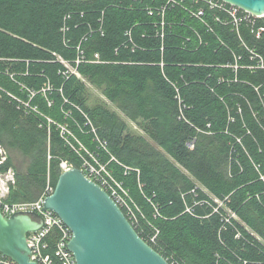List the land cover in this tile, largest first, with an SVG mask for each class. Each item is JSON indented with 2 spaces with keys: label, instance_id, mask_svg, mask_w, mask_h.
I'll return each mask as SVG.
<instances>
[{
  "label": "trees",
  "instance_id": "trees-1",
  "mask_svg": "<svg viewBox=\"0 0 264 264\" xmlns=\"http://www.w3.org/2000/svg\"><path fill=\"white\" fill-rule=\"evenodd\" d=\"M166 2L0 0V146L8 153L0 171L11 168L15 176L8 202L38 200L48 183L55 187L63 161L82 166L47 117L66 122L96 152L93 127L139 209L134 229L145 241L158 230L150 244L168 263L264 264V68H246L255 64L247 49L264 62V32L255 38L250 25L235 30L226 14L183 0V7L204 10L210 31L182 6L168 5L163 14ZM66 66L113 110L90 105L80 79L64 76ZM125 118L148 139L132 133ZM57 239L53 230L44 254L53 256Z\"/></svg>",
  "mask_w": 264,
  "mask_h": 264
},
{
  "label": "water",
  "instance_id": "water-1",
  "mask_svg": "<svg viewBox=\"0 0 264 264\" xmlns=\"http://www.w3.org/2000/svg\"><path fill=\"white\" fill-rule=\"evenodd\" d=\"M253 16H264V0H222ZM70 230L67 244L76 264H169L143 240L121 208L81 168L63 171L43 202ZM43 228L35 212L6 218L0 211V254L14 264L32 261L27 235Z\"/></svg>",
  "mask_w": 264,
  "mask_h": 264
},
{
  "label": "built area",
  "instance_id": "built-area-1",
  "mask_svg": "<svg viewBox=\"0 0 264 264\" xmlns=\"http://www.w3.org/2000/svg\"><path fill=\"white\" fill-rule=\"evenodd\" d=\"M195 4H204L206 5L209 10L214 11L216 10L219 13L226 14L230 21L226 24H231L235 30H237L238 26L241 23H246L250 25L251 32L254 34L255 38H260L261 33L264 32V28L257 27L254 28L257 21L264 19L263 17L253 16L252 14L245 12L235 6L229 5L222 0H191ZM168 5H183V0H167L166 6H162L159 10L164 14L165 9ZM185 11L192 17L203 22L207 27L208 30L212 31V29L207 25L205 20V12L200 7L196 10H192L191 8L183 7ZM215 22L222 24V20L220 17L215 16ZM161 25H165L164 21L161 22ZM129 36V32L126 34ZM247 49V48H246ZM249 60L254 62V65L246 66L248 70L255 71L258 68H264V62L262 57L257 54L252 49H247ZM95 59H98V56L95 55ZM240 60V57L236 58ZM78 63V62H77ZM230 67L233 70H237L239 68L238 63L235 62L234 65ZM76 70V69H75ZM77 72V71H76ZM64 76L66 73H63ZM77 78H81L78 74ZM49 90V88H47ZM257 89V88H256ZM46 92V91H45ZM44 92V93H45ZM28 106V104H25ZM207 128H210V125H207ZM61 135L64 138L65 142L71 147L72 150L76 154L79 155L82 166L81 170L83 171L86 178L98 184L104 191H106L109 196L114 200V202L121 208L124 215L130 222V224L134 227L137 226L139 223L138 217V207L136 203L133 201L132 197L129 194V191L124 187L121 181L116 179L113 171L109 167V163L111 161H115V158L109 154L107 142L101 138H99L96 134V131L93 127H91L90 132L93 135V142L96 144L97 152H91L84 147L85 152L87 155L83 154V151L79 148H75L70 143V136L63 133ZM72 133V132H71ZM70 133V134H71ZM74 135L75 134H71ZM81 145V144H80ZM189 148H192V143L187 144ZM82 146V145H81ZM107 153L110 158L107 162H104L102 158H100V153ZM7 152L6 150L0 146V167L3 166L7 162ZM62 172L73 167L68 164L66 161L61 162L60 164ZM128 168H125V172ZM125 174V173H124ZM15 178L14 173L11 169H8L6 172L0 171V211L2 214L8 218L14 214L21 213V212H35L39 214L43 218V228L35 233H30L27 235V243L31 249V260L35 261L37 264H76L72 253L68 250L67 244L71 239V232L70 230L63 224V222L51 211L44 210L43 202L44 199L53 192V189L50 184L48 183L44 192L39 197L38 200L34 202H15L10 203L8 202V196L10 194V186L9 184H14ZM227 199V198H226ZM217 204L218 208H222L226 211L228 219H233L238 221L241 225L245 227V229L250 233V230L244 225L242 222L238 220L236 215L231 212L225 204V201L214 200ZM214 211H217L214 209ZM226 219L228 222L229 220ZM58 232V239L56 241L55 247L53 249V256L50 254H44V250L48 249L49 245L45 241L47 236L53 231ZM252 233V232H251ZM159 234L158 230H154V234L151 235L146 241L150 246L151 244L156 245V239ZM237 238L239 235L236 236ZM151 243V244H150ZM168 262V260H167ZM2 264H14L11 261H4ZM169 264H177L176 261L169 259Z\"/></svg>",
  "mask_w": 264,
  "mask_h": 264
},
{
  "label": "rangeland",
  "instance_id": "rangeland-1",
  "mask_svg": "<svg viewBox=\"0 0 264 264\" xmlns=\"http://www.w3.org/2000/svg\"><path fill=\"white\" fill-rule=\"evenodd\" d=\"M67 67V72H66V74H74L76 77H77V75H78V73L76 72V70L75 69H73L72 67H70V66H66ZM5 75L6 76H8L9 78H10V80H12L13 81V75L12 74H9V73H5ZM78 79H80V81H81V83H83L84 85H85V87H86V89H87V92H88V95H89V104L90 105H93V104H95V103H97V104H102V103H105L107 106H109V108L111 109V110H113V107H112V105L108 102V101H106L105 99H104V97L102 96V94H101V92L98 90V89H96V88H94V87H91L90 86V84L88 83V81L86 80V78H83L82 76H81V78H78ZM48 89L47 88H43V90H42V92H45V91H47ZM48 105H50L51 104V102H48L47 103ZM110 104V105H109ZM27 107V106H26ZM36 109V108H35ZM34 109V110H35ZM66 113L67 114H65V117H66V115L68 116L69 115V111H66ZM62 114H64V111L62 112ZM46 120H47V123L48 124H52V125H54V126H56L58 129H60V131H62L63 133H65V134H67L68 136H70V143L72 144V146H74L75 148H79V150L81 149L82 151H83V154L85 155H87V153L85 152V150H84V147L87 149V150H89V151H91V152H94V151H92V150H90L87 146H86V144L80 139V138H78V137H76V136H74V135H71L72 133V131L70 130V128L68 127L69 125L66 123V122H63V123H60V122H57V121H53L51 118H49V117H47L46 118ZM75 123V122H74ZM76 125H78L77 123H75ZM129 128H130V130H131V132L132 133H135V134H142L141 133V128H140V126H138V125H136V126H134V125H131V124H129ZM81 130H80V132L82 133V134H84V136H86V137H90L91 135L88 133V132H86V131H84V129H83V127L82 128H80ZM71 133V134H70ZM92 139H93V137H92ZM93 142V141H92ZM82 146H81V145ZM94 144V143H93ZM96 152H97V148H96ZM7 156H8V153H7ZM88 156V155H87ZM100 158H102V156H100ZM103 159V158H102ZM7 160H8V157H7ZM21 161H22V158H20V157H18L17 155L15 156L14 155V162H15V167H17L18 168V171H22L21 169H23V167H22V164H21ZM21 164V165H20ZM11 169V168H10ZM11 171L14 173V170L13 169H11ZM14 178H15V176H14ZM14 184H9V186H10V188H11V186H13Z\"/></svg>",
  "mask_w": 264,
  "mask_h": 264
},
{
  "label": "crops",
  "instance_id": "crops-1",
  "mask_svg": "<svg viewBox=\"0 0 264 264\" xmlns=\"http://www.w3.org/2000/svg\"><path fill=\"white\" fill-rule=\"evenodd\" d=\"M124 120L127 122L128 126H129V124L136 126L133 122L129 121L128 119L125 118ZM140 131H141V133H142L141 135H143L145 138L148 139L147 135H146L142 130H140ZM240 222H241V221H240ZM242 223H243V222H242ZM250 234H251L252 236L256 237V235H254L253 233L250 232ZM256 238H258V237H256ZM258 240L261 241L259 238H258ZM261 242H262V241H261Z\"/></svg>",
  "mask_w": 264,
  "mask_h": 264
}]
</instances>
